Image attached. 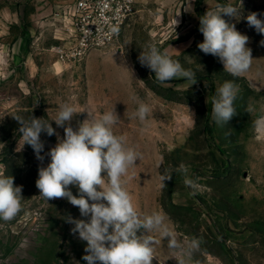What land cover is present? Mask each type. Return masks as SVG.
<instances>
[{
	"label": "rangeland",
	"instance_id": "obj_1",
	"mask_svg": "<svg viewBox=\"0 0 264 264\" xmlns=\"http://www.w3.org/2000/svg\"><path fill=\"white\" fill-rule=\"evenodd\" d=\"M44 1L0 0V171L14 177L24 197L22 210L13 220H0V264H87L82 259L86 242L71 232L74 225L65 218H88L66 199L47 202L35 185L38 168L50 162L46 154L56 145L57 136L41 133L45 156L41 162L31 146H23L13 117L27 120L33 115L50 121L59 105L70 103L77 110L87 108L98 119L108 109L95 105L88 90L100 83L133 89H121V99L114 105L122 121L113 131L141 153L124 178L141 216L161 212L181 244L200 241L197 251L183 257L185 264H264V135L253 128V121L264 115V45L260 43L264 35L245 19L255 12L264 20V0H243L239 20L223 17L249 37L246 46L253 61L241 77L225 72L218 57L197 47L204 39L199 17L215 7L212 2L186 12L181 0L173 9L152 0L149 8L141 12L136 8L117 42L91 50L70 66L51 50L59 39L47 21L60 11L39 9ZM218 2L238 4V0ZM172 13L177 26L175 19H168ZM149 44L195 72L197 83L191 86L180 79L158 83L138 59ZM118 67L123 69L120 76L98 75V70ZM226 80L240 88L237 115L217 126L211 119V97ZM132 94L151 107L145 122L135 116L138 101L130 98ZM249 104L256 111L248 113ZM187 106L195 113L194 124L186 119ZM86 118L87 112L75 115L73 129ZM52 126L63 138L64 129L54 121ZM181 163L199 183L195 194L176 173L165 181L166 188L159 187L161 172ZM71 190L74 195L78 192L75 187ZM150 235L159 241L153 264H178L177 253L167 248V241L158 233Z\"/></svg>",
	"mask_w": 264,
	"mask_h": 264
},
{
	"label": "clouds",
	"instance_id": "obj_2",
	"mask_svg": "<svg viewBox=\"0 0 264 264\" xmlns=\"http://www.w3.org/2000/svg\"><path fill=\"white\" fill-rule=\"evenodd\" d=\"M242 8L243 0H238V4H217L199 17V31L204 39L197 47L204 54L218 57L224 71L233 77L247 73L253 61L252 50L246 46L249 37L223 18L227 16L239 20ZM245 19L257 33L264 35V20L258 18L257 13H249ZM178 23L175 19V26ZM260 43L264 45V40ZM138 59L142 66L155 74L160 84L174 79L184 80L191 86L197 83L195 72L184 68L178 60L155 44L141 49ZM239 93V85L232 80L224 81L215 90L211 97V119L217 126L228 124L237 115L235 101ZM130 98L138 101L135 116L145 122L151 107L135 94ZM187 108L186 119L194 124L195 113ZM246 110L248 113L256 111L252 104ZM84 112H87V118L78 122L74 130L71 121L75 115ZM13 118L19 124L17 132L23 146H31L36 159L41 162L45 159L41 155L44 151L41 133L57 136L56 145L46 154L50 162L46 167L38 168L35 185L40 192L39 196L47 202L57 198L66 199L79 209L82 217L88 218H65L66 222L74 225L71 232L78 233L79 239L86 242V254L82 259L87 264H153L156 259L155 245L159 243L150 235L153 232L167 241L166 246L170 251L177 253L178 264H185L183 257H190L199 249L200 241L197 239H192L186 246L181 244L161 212L141 216L136 210L132 195L124 187V178L129 175V169L136 165L137 160L141 159V153L114 133V126L122 121L115 105L98 119L87 108L77 110L70 103L59 105L55 119L50 121L33 115L27 120L20 116ZM53 121L57 127L64 129L63 138L53 128ZM253 128L258 135H264V115L253 121ZM173 173L183 176L184 185L192 194L198 191V181L189 176L188 167L183 163L161 172V189L166 188L165 181H170ZM71 187L77 188L76 195ZM23 199L22 186H15L14 177L0 171V220H13L22 210Z\"/></svg>",
	"mask_w": 264,
	"mask_h": 264
},
{
	"label": "built area",
	"instance_id": "obj_3",
	"mask_svg": "<svg viewBox=\"0 0 264 264\" xmlns=\"http://www.w3.org/2000/svg\"><path fill=\"white\" fill-rule=\"evenodd\" d=\"M136 12V0H74L62 9V42L51 50L58 60L77 64L91 50L117 42Z\"/></svg>",
	"mask_w": 264,
	"mask_h": 264
},
{
	"label": "crops",
	"instance_id": "obj_4",
	"mask_svg": "<svg viewBox=\"0 0 264 264\" xmlns=\"http://www.w3.org/2000/svg\"><path fill=\"white\" fill-rule=\"evenodd\" d=\"M74 0H45L44 3L42 5H40L41 9H46V11L48 10H58L59 9V13H55L53 16L50 17V19H48L47 23H49L51 26L54 27V36L56 38L59 39V41L57 43L62 42L60 40V27L62 25V20L60 18V14L62 12L63 7L68 4L73 2ZM180 0H157L158 4H166L165 9L169 7H171L173 9V7L175 8V5L178 4ZM152 2V0H136V8L139 10H137L138 12H141L143 8H149V4ZM184 2V10L186 12H191L194 11L196 5L199 7L200 4H205L206 2H212V5L216 6L217 4H219L218 0H181V3L183 4ZM61 8V9H60ZM173 12V10H172ZM169 20L175 19V13L173 15V13L171 15H169ZM65 63V62H64ZM70 66L75 65L74 63H66ZM100 71L98 73L99 76H101L102 74L107 75V74H114L116 76H120L121 72L123 71V69L118 68H104L102 70H98ZM130 87V86H129ZM122 90H126V91H131L133 90L131 87L128 88L127 85L125 84H106V83H100L96 86H94L92 89L88 90V98L95 104V105H101L102 107H105L108 110H111V107H113V105H117L119 103V100L121 99V93ZM107 110V111H108ZM175 189V188H174ZM178 202V201H176Z\"/></svg>",
	"mask_w": 264,
	"mask_h": 264
},
{
	"label": "trees",
	"instance_id": "obj_5",
	"mask_svg": "<svg viewBox=\"0 0 264 264\" xmlns=\"http://www.w3.org/2000/svg\"><path fill=\"white\" fill-rule=\"evenodd\" d=\"M168 195H169V196L171 195V189H169V191H168Z\"/></svg>",
	"mask_w": 264,
	"mask_h": 264
}]
</instances>
